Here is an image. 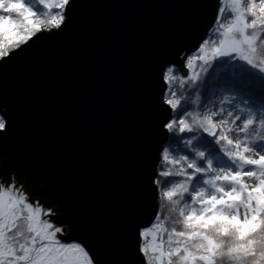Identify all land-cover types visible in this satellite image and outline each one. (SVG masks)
Returning a JSON list of instances; mask_svg holds the SVG:
<instances>
[{
    "label": "snow or ice",
    "instance_id": "snow-or-ice-1",
    "mask_svg": "<svg viewBox=\"0 0 264 264\" xmlns=\"http://www.w3.org/2000/svg\"><path fill=\"white\" fill-rule=\"evenodd\" d=\"M76 2L0 0V76L66 32ZM209 4L206 34L159 69L160 139L124 264H264V0ZM209 92L228 95L208 107ZM9 124L0 113V138ZM83 232L0 171V264H102Z\"/></svg>",
    "mask_w": 264,
    "mask_h": 264
},
{
    "label": "water",
    "instance_id": "water-1",
    "mask_svg": "<svg viewBox=\"0 0 264 264\" xmlns=\"http://www.w3.org/2000/svg\"><path fill=\"white\" fill-rule=\"evenodd\" d=\"M211 11L209 0H77L66 32L0 76V171L82 227L102 264H124L145 215L159 69L196 46Z\"/></svg>",
    "mask_w": 264,
    "mask_h": 264
},
{
    "label": "rangeland",
    "instance_id": "rangeland-1",
    "mask_svg": "<svg viewBox=\"0 0 264 264\" xmlns=\"http://www.w3.org/2000/svg\"><path fill=\"white\" fill-rule=\"evenodd\" d=\"M184 71H186V69ZM223 95H228V93L227 94H225V93H222L221 94L220 92H218L216 95H211V93H210L209 100L208 101H205L204 99H202V97H200V99H201V101L203 103H206L208 107H212L213 105H215L216 107H219V101L223 98ZM195 99H196V96H194L193 101ZM193 109L203 111V109L201 108V105L200 104H194L193 103L192 110ZM13 173H15L16 175H18L14 170H10L9 175H11ZM19 178H20L21 181H23L25 183V180H24V178L22 176H20ZM51 208H54V207L51 206ZM54 211H55L56 214L57 213H59V214L61 213L58 209H55ZM65 220L66 221H69V218L63 219V221H65Z\"/></svg>",
    "mask_w": 264,
    "mask_h": 264
},
{
    "label": "trees",
    "instance_id": "trees-1",
    "mask_svg": "<svg viewBox=\"0 0 264 264\" xmlns=\"http://www.w3.org/2000/svg\"><path fill=\"white\" fill-rule=\"evenodd\" d=\"M186 69V68H185ZM197 71L199 70V68L196 69ZM188 70L186 69L185 72H187ZM205 76H207V74H205ZM201 92H203V90L201 89ZM211 92H209L208 96L210 95ZM227 94V93H225ZM185 95L188 97V105H189V110H192V106H193V99L194 96H196V92L194 90H189V92L185 93ZM202 99H204V96L201 95ZM39 192H40V188H39Z\"/></svg>",
    "mask_w": 264,
    "mask_h": 264
},
{
    "label": "flooded vegetation",
    "instance_id": "flooded-vegetation-1",
    "mask_svg": "<svg viewBox=\"0 0 264 264\" xmlns=\"http://www.w3.org/2000/svg\"><path fill=\"white\" fill-rule=\"evenodd\" d=\"M42 194L41 195H43V198H45V196H47V194H45L44 193V191H42L41 192ZM48 206V205H47ZM51 206H53V205H51ZM51 206H49V207H51ZM55 207V206H54ZM56 209H58L59 210V208L56 206ZM57 215H59V213H57Z\"/></svg>",
    "mask_w": 264,
    "mask_h": 264
}]
</instances>
